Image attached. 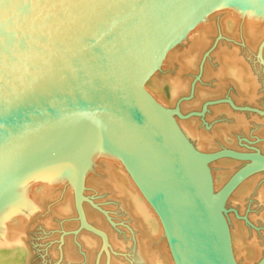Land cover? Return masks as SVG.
Returning a JSON list of instances; mask_svg holds the SVG:
<instances>
[{
    "label": "water",
    "instance_id": "1",
    "mask_svg": "<svg viewBox=\"0 0 264 264\" xmlns=\"http://www.w3.org/2000/svg\"><path fill=\"white\" fill-rule=\"evenodd\" d=\"M211 11L264 13V0H0V209L27 178L71 167L80 227L103 249L82 214L80 163L114 148L176 264H236L219 209L264 154L193 149L173 116L210 102L184 115L143 89ZM219 159L243 163L208 193L198 167Z\"/></svg>",
    "mask_w": 264,
    "mask_h": 264
},
{
    "label": "bare ground",
    "instance_id": "2",
    "mask_svg": "<svg viewBox=\"0 0 264 264\" xmlns=\"http://www.w3.org/2000/svg\"><path fill=\"white\" fill-rule=\"evenodd\" d=\"M220 17L217 22L208 14L157 70L156 73L161 71L167 75L172 101L176 102L186 90L187 76L197 67L202 54L209 48L210 41L219 31L229 38H242L245 52L261 46L256 52L264 67V13L223 11ZM220 43H216V47L212 48L210 55L214 62L205 63L203 77L211 78L217 84L216 93L223 92L226 85L232 84L237 91L238 101L253 102L257 85L254 68L239 56V46ZM156 73L150 78L153 79L150 81L155 83L154 86H157L159 77ZM143 89L157 104L169 109L163 94L156 89ZM204 97L205 93L201 92L190 102H183L180 108L182 113L190 107H199L198 103ZM220 108L222 110V107ZM220 108L213 109L216 111ZM227 113L230 115L228 111L226 115ZM234 117V127L246 130L248 125L246 126L240 118L242 116ZM173 119L185 141L197 151L209 150L215 141L225 142V132L216 136L215 140L211 134L200 129L195 120L177 116H173ZM259 147L264 154V141ZM80 165L82 214L88 224L103 232L106 238L105 247L102 249L101 235L80 227L81 222L74 202L75 172L73 168L65 167L27 178L0 209V264L18 263L24 252L22 245L28 225L36 216L39 218L47 202L51 205L48 207L51 208L52 215L43 219L44 227L52 226L54 217H57L58 220H67L66 229L71 230L69 236L72 238L65 239V259L68 264H76L80 259L75 253V248L72 249L73 238L79 242V248L83 252L82 264H93L94 259L98 260V264H176L158 214L128 173L114 148L109 156ZM215 165L213 161L198 167L199 180L208 193H213L239 162H234V166L231 165L230 169L221 172L219 167L214 168ZM260 173L261 171L256 172L241 181L222 204L224 211L230 206L239 217L245 212L246 201H250L248 206L262 204L258 211L259 219L256 218L257 213L249 216L244 214L245 220L235 219L233 213L226 214L219 209L228 231L230 249L236 264H255L264 255V183L263 173ZM217 174L222 176L218 183L215 181ZM104 198L110 200V204H107L109 201ZM121 217H124V226L121 225L124 229L118 225H115L118 227L116 229L111 227L113 223L119 222ZM226 222H229V225Z\"/></svg>",
    "mask_w": 264,
    "mask_h": 264
},
{
    "label": "rangeland",
    "instance_id": "3",
    "mask_svg": "<svg viewBox=\"0 0 264 264\" xmlns=\"http://www.w3.org/2000/svg\"><path fill=\"white\" fill-rule=\"evenodd\" d=\"M222 12L223 11H211L209 15L212 16V19L218 22L219 18H221L220 16ZM213 37H214L212 38L213 40L211 39L213 43H211L212 41H210L211 45L209 44L210 45L209 48L207 47L208 49L205 50L204 53L202 54L197 67L193 70V72L190 73L189 76H187V80H188L187 88L182 94H180L177 100H175L176 102L171 100L167 75L161 71H158V73H156L159 76L158 77L159 80L157 79L156 82L157 86H154L155 83L153 81H150L153 79H149L147 83L144 85V88L152 89V90L156 89L158 92L163 94V97L167 101L168 104L167 107L169 109L174 108L176 103L180 101L179 102L180 111L183 102H190V100H193L198 93L200 95L201 92H204L205 97L203 98L202 101L198 103L199 107L197 106L190 107L186 111H184L183 114L188 115L189 113H193V112H201L202 106L205 103L210 102V104L207 105L203 115L200 116L192 115L186 118L187 120L188 119L195 120L194 122L197 123V126H199L200 129H202L204 132L211 134L215 140L217 138L216 136L223 134V132H225L226 135V138L224 139L225 142L219 143L218 141H215V143L210 146L209 150H215L221 147H227L231 149L250 150V151L253 149H258L261 153H263L259 145L262 141H264V72H263L264 67H262L263 62L261 63V61L259 60V54L256 52L258 51V49H260L261 46H259L255 50L245 52L244 40H242V38L240 37L238 39L229 38L220 31L216 34V36ZM216 43L217 44L220 43L221 45L234 44L235 46H239L241 48L239 52V56L244 58L245 61L252 68H254L253 74L257 80V85H256V94L253 102L252 101L246 102L241 100L238 101L237 100L238 97L236 96L237 91L235 90L232 84L226 85V88L225 89L223 88L224 89L223 92L216 93L215 86L217 84H215V82H213L211 78L206 79L203 77V68L205 67V63L207 61L214 62V59H211L212 56L210 55V53L214 49L213 47L214 46L216 47ZM255 63L258 65H256ZM220 107H222V110ZM211 108L212 109L220 108V110L218 109L219 111L218 110L215 111V109L212 110ZM227 111L230 113V115L228 113H227L228 115H226ZM237 115L239 117L242 116L240 118H242V120L246 123V126L248 125L246 130H241L239 128L234 127L233 124L234 122L232 121H234L233 119H235L234 116ZM234 162H239V165L237 166L235 165V169H237L243 163L241 161L232 160V159H219L214 161V163L216 164L214 168L219 167L220 172L226 171L231 168V165L234 166ZM235 169H233V171ZM230 173L226 176V178L230 175ZM260 174H262V181L264 183V171H261ZM215 178H216L215 179L216 183H218L219 181H221L222 176L217 174ZM223 182L220 183L222 184ZM96 196L98 197V195ZM105 201H109L108 203L107 202L105 203L110 204V200L106 199ZM249 202H250L249 200L246 201V205H245L246 208L244 210L245 212L242 213L240 217L235 213V211L230 209V206H228L225 213L226 212L233 213L235 219L243 218V220H245L243 217L244 214L249 216L252 213L253 214L257 213L256 218L258 217L257 219H259L260 213L258 211H260L262 204L261 205L253 204L248 206ZM44 206L45 208L43 207L42 209L43 211L41 215L39 214V218H36L37 217L36 216L34 219L31 220V222L28 225L27 232L24 236V244H23L24 246L22 245L24 252L22 256L18 259L17 264H68L65 259V252H66L65 239L71 237L69 236L71 230L66 229L65 222H67V220H62V219L58 220L57 217H54L53 220L55 221H53L54 223H52V226L44 227L45 225L42 223L43 219H45L47 216L50 217L52 215L51 208H49L51 207L50 203L48 204L47 202L44 204ZM225 213L222 212L223 215L227 214ZM117 218L120 217L117 216ZM123 218L121 217V220L119 222L113 223L111 227L115 229L121 227V229H124V227L121 226V225L124 226V224H122L124 220ZM225 220H227V218ZM109 222L111 223L112 221L110 220ZM226 223L229 225V222ZM115 225H118V227L117 226L115 227ZM73 248H75V253L79 255L80 259L84 257V256L82 257L83 252L79 248V242L76 241L74 238L72 239V249ZM80 259L78 261L76 260L77 261L76 264L83 263V260ZM125 259L128 261L127 258ZM95 262L96 260L94 259L93 264H95Z\"/></svg>",
    "mask_w": 264,
    "mask_h": 264
}]
</instances>
